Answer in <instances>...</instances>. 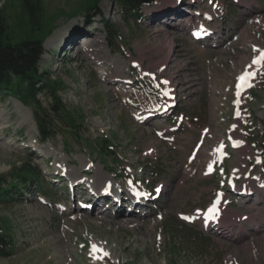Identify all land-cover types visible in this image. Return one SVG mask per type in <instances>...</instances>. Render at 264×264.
Here are the masks:
<instances>
[{
	"label": "rangeland",
	"instance_id": "1",
	"mask_svg": "<svg viewBox=\"0 0 264 264\" xmlns=\"http://www.w3.org/2000/svg\"><path fill=\"white\" fill-rule=\"evenodd\" d=\"M86 1L43 0L39 66L73 121L50 112L42 141L31 107L0 93V173L40 172L0 200L14 243L0 264H264V0H150L140 14ZM0 6L13 24L17 0ZM97 169L108 182L94 188ZM138 190L149 199L130 205Z\"/></svg>",
	"mask_w": 264,
	"mask_h": 264
},
{
	"label": "trees",
	"instance_id": "2",
	"mask_svg": "<svg viewBox=\"0 0 264 264\" xmlns=\"http://www.w3.org/2000/svg\"><path fill=\"white\" fill-rule=\"evenodd\" d=\"M17 2L20 9L13 24L9 22L10 14L7 13L6 6H0V93L10 94L31 107L38 133L44 141L55 132L51 113L56 118L68 117L71 121L73 118L59 94L62 85L57 80L45 77V68L39 66L44 39L52 28V21L45 16L43 0ZM96 2L97 0H87L85 4H79V8L93 6ZM142 3L141 0H117L120 11L127 14H140ZM78 10L76 7L68 15L72 16ZM65 11L60 9L61 13ZM105 26L110 38L108 42L112 43L118 37L116 27L107 23ZM41 91L47 92L50 98V111L38 98ZM252 113L249 120L252 125H256V116ZM261 138L264 150V131ZM107 141L110 143V140ZM98 145L105 149L107 144L101 141ZM39 175L37 168L29 162L13 166L8 181L6 175L0 173V200L13 199L21 189L20 186L38 181ZM13 250L10 227L4 226L0 220V256L11 255Z\"/></svg>",
	"mask_w": 264,
	"mask_h": 264
},
{
	"label": "bare ground",
	"instance_id": "3",
	"mask_svg": "<svg viewBox=\"0 0 264 264\" xmlns=\"http://www.w3.org/2000/svg\"><path fill=\"white\" fill-rule=\"evenodd\" d=\"M202 33H204V32H202ZM97 42H94V44H96ZM260 53H264V49L260 52ZM257 58H259V57H257ZM97 171V173H96V177H95V183H92V186H95L94 188H97V186H99V183H98V180H105V181H107L106 180V178L103 176V174L100 172V170L99 169H97L96 170ZM108 182V181H107ZM241 188H245L246 189V186L245 185H242L241 186ZM104 193V192H103ZM123 193V192H122ZM94 195H101V193L98 191V190H96V191H93V196L92 197H96V196H94ZM123 195H124V193H123ZM106 196V195H105ZM133 196V195H132ZM114 198V200L117 202V201H119V195H118V193L116 194L115 193V195L113 196ZM142 201V200H141ZM130 203V205H131V203L133 204V203H137V200L136 199H134V198H132V200H131V202H129ZM210 217V216H209ZM223 217L222 218H220V220H218L217 221V223H216V225H214V222L211 224V227H213V225L214 226H222L223 225ZM225 221V220H224ZM217 228V227H216Z\"/></svg>",
	"mask_w": 264,
	"mask_h": 264
},
{
	"label": "snow or ice",
	"instance_id": "4",
	"mask_svg": "<svg viewBox=\"0 0 264 264\" xmlns=\"http://www.w3.org/2000/svg\"><path fill=\"white\" fill-rule=\"evenodd\" d=\"M261 61H264V53L261 54V56L255 60H253V63L254 64H259L261 63ZM255 73L254 72H246L245 74H243L241 77H240V80L242 82H247L252 76H254ZM239 143V142H237ZM185 219H188L187 217H185ZM93 249L96 250V251H102V250H99V249H96V246L93 245Z\"/></svg>",
	"mask_w": 264,
	"mask_h": 264
},
{
	"label": "water",
	"instance_id": "5",
	"mask_svg": "<svg viewBox=\"0 0 264 264\" xmlns=\"http://www.w3.org/2000/svg\"><path fill=\"white\" fill-rule=\"evenodd\" d=\"M141 1H150V0H141Z\"/></svg>",
	"mask_w": 264,
	"mask_h": 264
}]
</instances>
